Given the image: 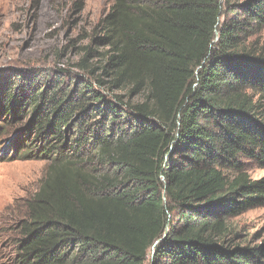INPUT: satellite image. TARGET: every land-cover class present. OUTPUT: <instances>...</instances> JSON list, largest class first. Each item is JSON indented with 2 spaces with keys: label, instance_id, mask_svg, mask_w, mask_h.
<instances>
[{
  "label": "trees",
  "instance_id": "trees-1",
  "mask_svg": "<svg viewBox=\"0 0 264 264\" xmlns=\"http://www.w3.org/2000/svg\"><path fill=\"white\" fill-rule=\"evenodd\" d=\"M263 32L264 0H114L101 74L0 77V161L49 162L14 264H264L233 223L264 207Z\"/></svg>",
  "mask_w": 264,
  "mask_h": 264
},
{
  "label": "rangeland",
  "instance_id": "rangeland-1",
  "mask_svg": "<svg viewBox=\"0 0 264 264\" xmlns=\"http://www.w3.org/2000/svg\"><path fill=\"white\" fill-rule=\"evenodd\" d=\"M113 2L0 0V77L12 70L32 71L42 77L62 71L92 78L101 74L100 65L109 48L93 42L94 29ZM90 46L93 51L87 56ZM93 69L95 74L90 72ZM115 93L130 98L127 90ZM48 167L43 159L0 161V264H14L16 223L23 218L26 200L39 187ZM249 172L253 178L264 175L259 168ZM233 223L239 231L236 244L264 246V207L246 211Z\"/></svg>",
  "mask_w": 264,
  "mask_h": 264
},
{
  "label": "water",
  "instance_id": "water-1",
  "mask_svg": "<svg viewBox=\"0 0 264 264\" xmlns=\"http://www.w3.org/2000/svg\"><path fill=\"white\" fill-rule=\"evenodd\" d=\"M169 232V228H166L165 235ZM157 243V242H156Z\"/></svg>",
  "mask_w": 264,
  "mask_h": 264
}]
</instances>
